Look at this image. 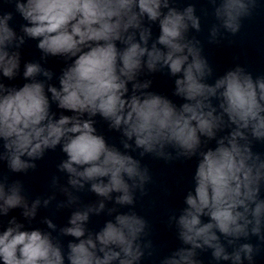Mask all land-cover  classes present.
Returning <instances> with one entry per match:
<instances>
[{
    "label": "clouds",
    "instance_id": "clouds-1",
    "mask_svg": "<svg viewBox=\"0 0 264 264\" xmlns=\"http://www.w3.org/2000/svg\"><path fill=\"white\" fill-rule=\"evenodd\" d=\"M4 2L14 12L0 10V163H6L8 173L27 174L47 150L60 146L66 159L57 170L67 174L70 188L53 176V194L30 200L21 180L0 173V217L21 209L31 224L38 209L56 199L55 190L67 198L56 204L63 209L80 202L72 190L83 191L86 184L100 199L73 211L56 236L57 225L47 217L43 223L50 231L28 229L12 216L0 231V264H140L153 256L148 222L131 210L136 193L145 195L152 180L149 168L129 154L137 150L140 158L197 161L186 207L168 219L183 246L159 264H202L198 250L209 249L217 264H254L260 245L240 241L256 237L264 244V159L252 150L253 140L264 141V75L254 78L236 65L207 83L214 70L201 41L189 36L190 29L201 31L192 4L179 10L175 0ZM208 2L217 21L209 42L217 44L221 30L237 34L257 7V0ZM14 13L25 22L19 31L10 26ZM153 24L159 27L155 40ZM26 38L38 40L41 60L64 59L58 87L49 83L53 71L40 62L23 64L22 86L4 82L20 74ZM164 69L177 77L173 95L184 101L179 106L150 91L152 79H140ZM51 103L72 115L56 118ZM97 116L122 134L125 151L98 133ZM213 140L214 148L208 146ZM116 206L130 210L120 212ZM105 211L115 214L114 220L99 231L89 230L90 215ZM61 237L74 240L65 247Z\"/></svg>",
    "mask_w": 264,
    "mask_h": 264
}]
</instances>
